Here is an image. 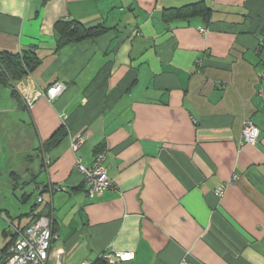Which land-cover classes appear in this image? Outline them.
I'll list each match as a JSON object with an SVG mask.
<instances>
[{
    "label": "crops",
    "instance_id": "crops-1",
    "mask_svg": "<svg viewBox=\"0 0 264 264\" xmlns=\"http://www.w3.org/2000/svg\"><path fill=\"white\" fill-rule=\"evenodd\" d=\"M198 3L207 18L166 20ZM68 20L111 30L59 48ZM27 50L41 62L20 102L0 85V178L23 172L42 197L51 264H264V0H0V51ZM248 120L258 146L241 145ZM98 152L118 188L94 195L78 166Z\"/></svg>",
    "mask_w": 264,
    "mask_h": 264
},
{
    "label": "built area",
    "instance_id": "built-area-1",
    "mask_svg": "<svg viewBox=\"0 0 264 264\" xmlns=\"http://www.w3.org/2000/svg\"><path fill=\"white\" fill-rule=\"evenodd\" d=\"M201 32H204L202 29ZM264 78V74L262 75ZM66 90V85L63 82H58L51 86L46 92H39L32 96L27 103L31 105L39 96H46L50 101L59 97ZM261 137L260 129L251 121H245L243 124L241 145L258 146ZM84 142V138H79L74 144L73 149ZM104 153L96 155L94 163L91 167L86 168L79 164L78 168L85 177V182L89 187L90 194L101 195L107 190L117 189L118 182L110 178L106 174V170L102 167L104 162ZM237 176H233L232 181H235ZM231 181V182H232ZM231 182H226L219 187L215 193L218 197L224 195L225 189ZM56 239L51 221L47 217H41L31 226L18 233L17 240L8 248V250L0 257V264H51L52 263V246ZM104 259L109 264H119L128 262L133 259V254L129 252H118L111 250L103 255ZM54 264H59V261ZM84 264H91L85 262ZM182 264H190L183 261Z\"/></svg>",
    "mask_w": 264,
    "mask_h": 264
},
{
    "label": "trees",
    "instance_id": "trees-1",
    "mask_svg": "<svg viewBox=\"0 0 264 264\" xmlns=\"http://www.w3.org/2000/svg\"><path fill=\"white\" fill-rule=\"evenodd\" d=\"M169 14L166 15V20H184L189 19L196 16H203L207 18L210 14V10L203 3L193 4L184 6L179 9H172ZM56 30L60 35L58 47H64L69 44L82 43L84 41L97 39L105 34H107L111 29L104 25H98L95 27H87L84 24L78 21H61L57 24ZM41 60L37 56V54L33 50H27L22 54H8L0 51V85L5 86L10 89L11 96L20 102V95L16 88V83L29 75L34 69L38 67ZM66 136V132L64 127L59 129L52 138L46 143V149L51 150L52 148L58 146ZM98 152L97 154H99ZM15 176L13 177V181H15L14 188H18L17 178L19 174L14 172ZM18 176V177H17ZM32 183V182H29ZM28 183V184H29ZM46 189V188H45ZM45 189L43 191H45ZM44 193V192H42ZM33 197L32 194L24 193L22 196L23 203H26ZM43 199L41 196H38L36 203L29 213H25L21 215V217H29V222L25 225L20 226V224H16L14 227L12 235V239L9 244L4 247L1 251L0 257L8 250V248L17 240L18 233L27 227L31 226L34 222H36L41 217H44L46 212L45 210L39 211L38 209L41 206ZM0 209V213H1ZM13 220V219H12ZM14 222V221H13ZM53 230V229H52ZM54 232V230H53ZM7 235V232H4ZM103 264H109L106 260L100 261Z\"/></svg>",
    "mask_w": 264,
    "mask_h": 264
},
{
    "label": "rangeland",
    "instance_id": "rangeland-1",
    "mask_svg": "<svg viewBox=\"0 0 264 264\" xmlns=\"http://www.w3.org/2000/svg\"><path fill=\"white\" fill-rule=\"evenodd\" d=\"M17 84V83H16ZM34 157V164L31 166L32 172L38 171V152L32 151L30 153ZM18 164H20L22 161L21 159L17 161ZM5 163V161H4ZM25 174L21 172V175L19 176V179H17L18 188L15 189V181L12 180L11 177H6L3 181H1L2 178H0V207H3V210H10V217L13 219V221L18 224L19 221H21L22 225H25L27 222H29V218L21 217V215L25 213H29L31 210V207L34 206V204L37 201V198L39 196L38 193H34L33 191V183H30L28 185H24V181L26 179H30L28 175L24 176ZM24 193L32 194L33 197L26 203H23L22 196ZM40 207V206H39ZM9 222H11V219L8 215H6L5 212H3L0 215V255L2 249L8 244L10 240V233H13L15 228H12V226L9 225ZM4 231L7 232V235H4Z\"/></svg>",
    "mask_w": 264,
    "mask_h": 264
}]
</instances>
